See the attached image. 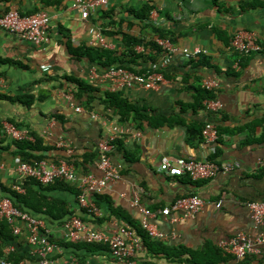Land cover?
<instances>
[{"label": "crops", "instance_id": "0c3cea01", "mask_svg": "<svg viewBox=\"0 0 264 264\" xmlns=\"http://www.w3.org/2000/svg\"><path fill=\"white\" fill-rule=\"evenodd\" d=\"M215 1L153 0L157 13H151L148 23L133 15L142 7L136 0H113L87 18L81 16L74 0H0V14L13 8L21 14L44 10L50 15L48 39L41 45L0 29V74L4 77L0 84V161L4 163L0 185L11 188L15 179L13 152L17 147L13 142L18 141L4 133V121L42 137L53 147L45 152L49 158L69 156L78 162L75 167L79 173L96 176L101 174L97 143L112 125L119 124L124 131L115 140L111 160L121 166L120 178L101 192L112 207L140 224V213L130 204L135 187L140 188V203L152 210L178 197L200 196L203 206L193 217L179 222L161 216L151 220L167 235L164 240L152 239L169 246L171 253L182 248L200 251L217 246L219 240L239 231L254 235L257 228L245 202L264 198V52L238 54L228 46L238 29L252 30L264 38V0ZM91 25L101 28L111 49H124L123 33L144 39L155 37L151 26L155 25L172 30L176 44L206 52L192 62L175 53L156 90L121 91L137 111L127 110L123 121L120 112L108 104L105 83H92L94 88L80 96L74 94L79 87L75 80L90 82L88 73L93 65L85 56L76 57L72 50L88 44ZM205 77L216 78L219 83L214 93L221 107L216 111L196 104L194 99L193 87H200ZM69 92L71 101L66 97ZM76 106L81 110L76 111ZM207 121L217 129L214 144L195 133ZM137 132L139 136H135ZM59 137L71 140L70 153L56 146ZM214 153L217 162L237 161L239 167L196 180L186 174L168 175L159 168L163 157L204 159ZM30 183L36 194L29 200L37 208L30 213L44 221L50 239L61 246L51 254L52 264H114L107 244L67 241L63 228L70 214L105 231L119 223L127 224L110 214L105 198L98 200L103 215L97 221L80 206L75 184ZM3 196L9 197L0 187V198ZM220 200V206H216ZM46 202L53 215L59 216L64 210L65 214L53 217L44 212L48 210ZM9 228L5 230L9 232ZM12 236L9 240L0 233V246L12 245L14 253L24 254L27 259L23 260L36 264L25 236ZM136 257L150 264H192L184 261L187 255L172 254L170 258L151 254L142 242ZM220 264H264V246L243 259L226 254Z\"/></svg>", "mask_w": 264, "mask_h": 264}, {"label": "built area", "instance_id": "2783aa9c", "mask_svg": "<svg viewBox=\"0 0 264 264\" xmlns=\"http://www.w3.org/2000/svg\"><path fill=\"white\" fill-rule=\"evenodd\" d=\"M113 0H74V5L79 10L83 18H87L90 13L100 8L110 5ZM140 4L153 0H136ZM181 2V1H180ZM157 13L153 9L151 13ZM151 17V14H150ZM50 15L40 10L30 14H21L16 9L9 10L0 14V29L16 34L20 39L29 41L34 45H41L48 39V29ZM90 38L88 44L110 48L109 43L101 28L91 25L89 27ZM155 42L162 48L163 54L157 61H150L147 70L137 72L127 67L112 65L100 71L96 66H91L88 79L94 83H105L111 92L130 90V89H158L164 81V69L170 62L175 53L182 55L183 58L190 60L197 58L199 54L206 52L200 47L188 48L172 42L168 37H154ZM229 50L238 54H248L250 52H264V38H260L256 32L248 29L236 30L229 41ZM142 51V46H136ZM4 77L0 74V84ZM219 86L218 80L212 77H205L201 80V87L206 90H215ZM66 97L71 101L72 94L69 92ZM203 105L216 111L221 107V102L217 98H205ZM80 111L79 106L75 107ZM4 133L13 140L33 141L34 137L28 129L19 128L10 122H3ZM124 129L119 124L111 126L110 131L99 139L97 167L100 176L91 172L79 173L74 164L63 158L53 160L45 157L39 160L24 161L19 156L14 157L15 179L11 188L17 193H25L24 182H38L47 185L55 181L75 184L79 190L78 202L85 212L96 218L101 217L103 212L93 199H89L93 193H101L109 185L114 184L121 173V166L111 160V151L114 147L116 138ZM139 136V133H135ZM202 137L206 143L214 144L217 139V129L212 122H205L202 128ZM57 147H62L67 153L72 150L71 140L59 137L56 141ZM239 167L237 161L233 162H214L207 158L195 159L192 157H177L170 159L163 157L159 168L168 175H188L192 180L213 178L220 171L232 172ZM4 169V163L0 161V172ZM140 188L134 189L131 206L135 207L140 213V226L147 234L158 240H164L167 235L157 229L152 223V219L161 216L170 222H179L182 219L193 217L203 206V200L197 194L176 198L169 205L160 209H149L140 203ZM221 200L216 206H220ZM250 216L257 228L254 235L245 232H237L233 236L221 239L218 248L225 254H230L237 259H243L248 254L258 253L260 247L264 246V198L248 200L245 202ZM0 219H4L9 224L15 237L25 236L29 246V254L36 261V264H52L51 254L60 251L61 246L50 239L44 221L33 216L26 210L19 209L8 196L0 198ZM65 239L70 242L84 240L89 243L107 244L110 254L114 259V264H147L136 257V251L141 246V239L135 235L134 231L125 223L115 225L111 230L105 231L87 225L83 219L76 214H70L63 222ZM14 251L12 245L0 246V264H28L25 260L18 262L12 261L7 256Z\"/></svg>", "mask_w": 264, "mask_h": 264}, {"label": "trees", "instance_id": "16d2710c", "mask_svg": "<svg viewBox=\"0 0 264 264\" xmlns=\"http://www.w3.org/2000/svg\"><path fill=\"white\" fill-rule=\"evenodd\" d=\"M215 3L217 1L214 0ZM153 1H149L146 3H142L141 9L138 11H133V15L140 19L144 20L146 22H150V14L152 10L154 9ZM153 34L155 36L159 37H168L172 42H175L176 38L174 36V33L172 30L166 29L161 26H155L151 25ZM104 33V32H103ZM105 34V33H104ZM228 39H225V44H227ZM122 44L124 46L123 50L118 49H111V48H104L100 46H91L88 44H83L76 49L72 50V53L76 55V57L85 56L88 58V61L91 65H94L97 67V69L100 71H103L107 68H109L112 65H119L122 67H127L132 70H135L137 72H143L147 70V64L148 62L157 61L163 54L162 48L155 42L154 37L150 36L149 39H144L140 36L131 35L129 33H123L122 35ZM142 46V51H136V46ZM199 56V55H198ZM198 58V57H197ZM194 58V59H197ZM194 59H190V61H194ZM165 69V68H164ZM164 69H162V72L164 73ZM76 84H78V88L75 91L74 94L80 96L83 91H89L90 89L94 88L91 86V84H96L94 82H87L84 80L78 81L75 80ZM196 95L194 96V99L196 100V104L202 105L203 100L205 98H216L214 91L215 90H206L204 88L200 87H193ZM97 89V88H96ZM121 91L106 92L107 95V101L111 108H115L118 112H120L122 120L127 119V110L136 111L133 109L132 105L124 99L121 94ZM76 96V95H75ZM29 102H26L27 105H29ZM203 106V105H202ZM137 112V111H136ZM1 125V123H0ZM204 125V124H203ZM199 130H195V133H199L202 135V128ZM33 134V133H32ZM34 135L33 141L23 140V141H14L13 143L17 147V149L13 152L15 156H19L24 161H32V160H39L45 157H49L48 154H45V152H50L53 147L49 144H45L42 137ZM217 141V139H216ZM216 141L214 143H216ZM217 149V148H216ZM216 151V150H215ZM217 153V152H216ZM216 153L213 155L207 157L208 160L217 162L216 160ZM54 160H58L60 158L65 159L66 161L74 164V166L78 165V162L76 160H73L72 158L65 157V156H54ZM98 158V157H97ZM188 176V175H187ZM189 177V176H188ZM57 183L63 184L61 181H56ZM35 184L40 185L38 182H34ZM31 184L29 181L24 182L25 187V193L20 194L17 193L12 188H8L6 186L0 185V187L8 193L9 197L13 201V203L22 210H26L30 212V209H37L32 203H30L29 198L35 197L34 195L36 192L32 189ZM93 200L95 201L96 205L100 207V203L98 200H101L105 198V201L109 203V211L110 214H114L118 217H121L122 220L127 221L126 225L130 227L135 235H137L140 239L143 245L147 248V250L151 254H165L167 257H172V254L180 256V255H187L186 259L184 261L190 262L192 264H220L221 262L225 261V253H223L217 246H207L204 250L200 251H192L188 249H180L177 252L171 253V248L167 245H164L161 242H158L156 240H153L147 232L141 228L140 224L136 222H132L129 220V217L125 214H123L120 209H116L110 205L109 200H106V197L102 193H93ZM44 200V199H43ZM47 207V211H44L48 214H50L53 217H60L61 215L65 214V210L61 213V215L56 216L53 215V213L49 210V205L46 202L45 203ZM85 212V211H84ZM97 221H101L102 219L100 217L95 218ZM0 226L2 230H0V233L4 235L6 239H13L11 229L9 228V224L6 220L0 221ZM9 228V232H7L5 229ZM18 251V249H15V252ZM201 252H204L203 254H200ZM180 254V255H179ZM0 252V256H1ZM8 259L18 262L20 260H23V256H18L16 253H11L7 256ZM27 259V258H25ZM147 264H150L147 262Z\"/></svg>", "mask_w": 264, "mask_h": 264}]
</instances>
